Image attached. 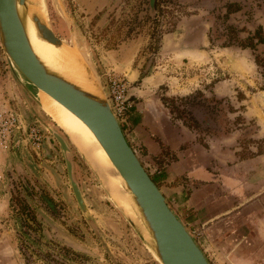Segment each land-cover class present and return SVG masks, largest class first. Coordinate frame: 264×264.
I'll use <instances>...</instances> for the list:
<instances>
[{"label": "rangeland", "instance_id": "obj_1", "mask_svg": "<svg viewBox=\"0 0 264 264\" xmlns=\"http://www.w3.org/2000/svg\"><path fill=\"white\" fill-rule=\"evenodd\" d=\"M100 1L104 6L92 15L79 0H43L42 5L50 31L82 55L102 88L105 72L123 75L117 66L132 60V66L139 67V77L161 80L152 99L172 120L192 131L200 144L208 147V141L203 142L206 138L218 140L234 133L240 154L264 152V42L254 49L241 48L256 30L264 41V0H155L152 14L147 0ZM228 4L237 10L226 15ZM186 49H197L199 58L189 56ZM66 58L63 64L67 61L65 65L78 69ZM106 59L108 65H104ZM217 82L226 93L219 98L212 94ZM34 98L37 102L15 80L0 50V111L13 110L25 124L34 121L42 135L38 149L0 148V264H157L75 144L70 140L74 148L48 116L38 90ZM119 126L126 139L129 131ZM258 129L261 133L255 137ZM51 131L70 150L86 216L76 205ZM128 145L156 181L163 166L153 161L160 173H152L145 154L132 141ZM98 170L104 180L117 181L116 174L109 176L113 172ZM13 190L31 209L38 227L30 222V229L22 226ZM169 205L177 219L184 221L180 208ZM237 209L226 214L231 228L212 243L202 230L184 226L209 264H233L230 255L244 257L246 264H264V197L254 196Z\"/></svg>", "mask_w": 264, "mask_h": 264}, {"label": "water", "instance_id": "obj_2", "mask_svg": "<svg viewBox=\"0 0 264 264\" xmlns=\"http://www.w3.org/2000/svg\"><path fill=\"white\" fill-rule=\"evenodd\" d=\"M154 1L147 0L149 14L153 12ZM28 21L39 39L61 47L65 56L83 74L89 90L70 82L35 54L28 38ZM68 27L72 32L70 23ZM0 50L15 80L33 100L36 101V90L43 91L80 120L92 134L120 177L121 188H115L104 180L63 132L157 264H209L128 145L94 72L74 47L53 35L35 0H0ZM50 134L61 151L76 205L86 216L81 193L73 177L70 150L60 135L53 131ZM109 176L113 178L115 175ZM87 223L92 226L89 220Z\"/></svg>", "mask_w": 264, "mask_h": 264}, {"label": "crops", "instance_id": "obj_3", "mask_svg": "<svg viewBox=\"0 0 264 264\" xmlns=\"http://www.w3.org/2000/svg\"><path fill=\"white\" fill-rule=\"evenodd\" d=\"M79 3L86 6L90 15L104 6L100 0H79ZM186 51L189 56L195 54L199 58L197 49ZM108 64L106 59L104 65ZM117 67L126 77L128 94L135 101L124 124L129 131L127 142L132 141L145 154L144 158L163 166L156 177L159 191L169 208V204L175 210L180 208L183 226L202 230L206 239L215 242L225 235V229L231 228L226 214L237 212L254 196L264 197V152L240 154L234 133L218 140L206 138L203 142L208 141V147L200 144L192 131L172 120L160 103L152 99L154 87L161 80L147 75L139 77V67H133L132 60ZM221 85L219 82L213 85L212 94L216 98L222 95ZM260 133L258 129L255 137ZM230 256L233 264H246L244 257Z\"/></svg>", "mask_w": 264, "mask_h": 264}, {"label": "bare ground", "instance_id": "obj_4", "mask_svg": "<svg viewBox=\"0 0 264 264\" xmlns=\"http://www.w3.org/2000/svg\"><path fill=\"white\" fill-rule=\"evenodd\" d=\"M35 1L39 12L44 18L42 5L43 0ZM27 33L33 51L46 65L58 71L67 80L74 83L75 85L87 90L90 89L89 85L85 82L83 78V74L79 72L77 68H74L75 66L72 67L69 65H65L67 64V61H65L66 63L63 64V60H66L67 58L62 56L63 51L61 47H55L39 39L36 36L34 28L29 21L27 24ZM71 64L72 63H70V65ZM38 91L42 96L46 113L52 119V121L55 122L56 125L64 131V133L75 144L79 151H81L87 157V159L97 168V170L100 168L109 173L113 172L112 174H116L117 181H107L115 188H121L120 177L116 173L114 167L112 166V164L110 163V161L108 160L105 153L102 151L92 134L86 128V126L80 120H78L72 113H70L66 108H64L54 99H52L46 93L41 90ZM38 101L42 106L40 96L38 97ZM98 172L100 173L99 170ZM111 193L112 196H114V193L112 191Z\"/></svg>", "mask_w": 264, "mask_h": 264}, {"label": "built area", "instance_id": "obj_5", "mask_svg": "<svg viewBox=\"0 0 264 264\" xmlns=\"http://www.w3.org/2000/svg\"><path fill=\"white\" fill-rule=\"evenodd\" d=\"M103 91L108 106L119 125L127 122L130 110L134 103L128 94V82L121 74L105 72L103 80ZM42 141V135L34 121L28 124L23 123L19 114L11 109L0 111V148H29L38 149ZM149 167H152V173L159 174L152 160H147ZM146 174L150 173L143 168ZM3 175L0 171V181Z\"/></svg>", "mask_w": 264, "mask_h": 264}, {"label": "trees", "instance_id": "obj_6", "mask_svg": "<svg viewBox=\"0 0 264 264\" xmlns=\"http://www.w3.org/2000/svg\"><path fill=\"white\" fill-rule=\"evenodd\" d=\"M232 7H234L231 4H228L226 6V12L225 14L227 15L229 12H234L237 10V7L235 6L233 9H231ZM155 8V3L153 4V10ZM255 39V42H253ZM247 44H243L241 46V48H249V49H254V45L255 44H259V43H263V39L261 37H258V30L254 31V34L250 37L247 38ZM152 182L155 184V186L158 188V184L155 181L154 178H151ZM22 184L24 186V190L26 192L27 195H31V190L29 188H27L26 184L24 183V181L21 179ZM11 197L14 200V202L16 203V205L18 206V208H15L16 213L22 223V226L25 227L26 229H30L29 227V222L32 223L33 225L38 227V224L36 222L35 216L33 214V212L31 211L30 208H28V206L26 205L25 201L23 200V198L19 195V193L15 190H13L11 192ZM44 202V204L48 207V201L47 200H42ZM50 209V208H48ZM22 255H24V259H26V261L28 260V256L26 255V253L24 252V250H22Z\"/></svg>", "mask_w": 264, "mask_h": 264}, {"label": "flooded vegetation", "instance_id": "obj_7", "mask_svg": "<svg viewBox=\"0 0 264 264\" xmlns=\"http://www.w3.org/2000/svg\"><path fill=\"white\" fill-rule=\"evenodd\" d=\"M149 8V7H148ZM149 11V10H148Z\"/></svg>", "mask_w": 264, "mask_h": 264}]
</instances>
